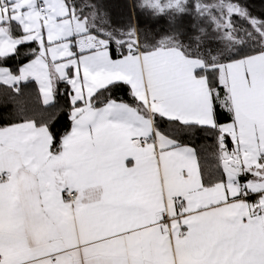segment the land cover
Here are the masks:
<instances>
[{"label": "snow or ice", "instance_id": "6c2138e0", "mask_svg": "<svg viewBox=\"0 0 264 264\" xmlns=\"http://www.w3.org/2000/svg\"><path fill=\"white\" fill-rule=\"evenodd\" d=\"M130 8L167 24L117 25L100 0H0L14 105L0 264H264V14L246 0ZM197 132L214 139L207 174Z\"/></svg>", "mask_w": 264, "mask_h": 264}, {"label": "trees", "instance_id": "16d2710c", "mask_svg": "<svg viewBox=\"0 0 264 264\" xmlns=\"http://www.w3.org/2000/svg\"><path fill=\"white\" fill-rule=\"evenodd\" d=\"M100 2L105 6L112 21L117 25H126L129 23L131 18L133 23L143 30L148 29H159L160 27L166 26V20L153 21L144 15H139L138 17H132L131 15V0H100ZM247 4L251 8L254 14L260 15L264 14V0H246ZM189 21L186 19L184 21L185 26H187ZM23 51V49H22ZM63 89V85H61ZM24 99L27 101V106L30 109H37L40 106L39 98L37 95L36 85L34 83L29 84L28 87L24 89ZM118 95L124 96L125 90H122ZM58 102L61 107L65 105V97L58 96ZM14 110V105L11 102H5L3 95V90L0 89V115L7 116ZM223 119V117H222ZM65 124V119L63 114L60 118V123L57 127L62 131ZM191 142L194 146L198 147L201 157V163L204 166L206 174L214 170V163L212 154L214 151V139L205 135L204 133L197 132L194 137H192Z\"/></svg>", "mask_w": 264, "mask_h": 264}]
</instances>
